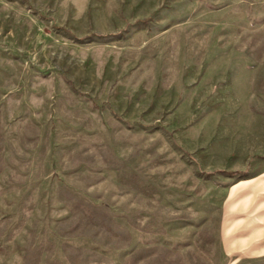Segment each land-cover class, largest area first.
<instances>
[{
    "label": "rangeland",
    "instance_id": "rangeland-1",
    "mask_svg": "<svg viewBox=\"0 0 264 264\" xmlns=\"http://www.w3.org/2000/svg\"><path fill=\"white\" fill-rule=\"evenodd\" d=\"M254 176L264 0H0V264H264Z\"/></svg>",
    "mask_w": 264,
    "mask_h": 264
},
{
    "label": "crops",
    "instance_id": "crops-1",
    "mask_svg": "<svg viewBox=\"0 0 264 264\" xmlns=\"http://www.w3.org/2000/svg\"><path fill=\"white\" fill-rule=\"evenodd\" d=\"M247 184H252L247 197V226L245 216L241 215L238 225L233 227H247V233L240 234L238 239L242 240V247H247L248 256L260 258L264 257V176L251 177Z\"/></svg>",
    "mask_w": 264,
    "mask_h": 264
}]
</instances>
